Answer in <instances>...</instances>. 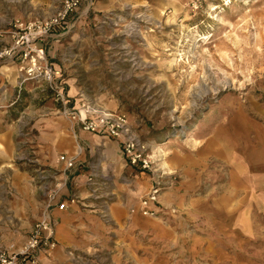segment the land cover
Masks as SVG:
<instances>
[{"label":"rangeland","instance_id":"1","mask_svg":"<svg viewBox=\"0 0 264 264\" xmlns=\"http://www.w3.org/2000/svg\"><path fill=\"white\" fill-rule=\"evenodd\" d=\"M62 1L0 0V18H45ZM263 24L264 0H83L62 34L47 38L70 105L125 112L157 171L127 164L116 139L68 118L42 82L19 81L10 110L17 160L32 166L41 214L59 183V198L68 191L66 200H76L45 264H264ZM234 33L254 52L233 76L216 59L240 56L222 45ZM52 144L75 146V168L39 161L48 153L39 148ZM27 237L0 247L18 248Z\"/></svg>","mask_w":264,"mask_h":264},{"label":"built area","instance_id":"2","mask_svg":"<svg viewBox=\"0 0 264 264\" xmlns=\"http://www.w3.org/2000/svg\"><path fill=\"white\" fill-rule=\"evenodd\" d=\"M83 0H63L60 8L45 18L16 20L9 34L12 40L0 48V60L18 65L21 83L39 81L49 88L61 104L63 113L89 132L116 139L122 149L127 164L156 173L153 156L148 144L134 131L129 116L125 112H115L97 105L83 103L81 107L71 106L69 94L60 67L50 61L44 41L56 31L65 29L70 17L81 6ZM2 32H0V41ZM58 162L65 170L76 166L74 157L61 154ZM49 190L48 200L39 219L34 223L26 241L20 247H0V264H45V257L58 247L57 220L54 209L66 210L75 198L59 201L61 189ZM156 190L150 200H156ZM148 204V201H144ZM149 211H147L148 213Z\"/></svg>","mask_w":264,"mask_h":264},{"label":"crops","instance_id":"3","mask_svg":"<svg viewBox=\"0 0 264 264\" xmlns=\"http://www.w3.org/2000/svg\"><path fill=\"white\" fill-rule=\"evenodd\" d=\"M7 2H10V0H7ZM8 9H10L11 14L14 15L12 11L13 7L8 6ZM2 13L5 15L8 14V12ZM6 21L8 22L6 23ZM11 21L12 20L0 18V28L6 29L0 30V32L3 31L4 33H2L0 48L12 40L9 34L10 30L13 28ZM63 30L64 29L58 30L51 36H59L62 34ZM2 61L3 60L0 61V246L9 245L27 237L34 223L40 217L43 206V198L35 184L34 172L31 164L27 163L25 158L22 161L17 160L19 144L16 141V130L13 124L15 117L14 114L10 113V110L13 113L14 110L12 107L15 102V89L20 83L19 81H21L19 79L20 73L18 65L14 62L7 61L17 72V75L14 77L13 72L11 73L5 68L7 66L5 63L7 62ZM56 65L58 66V64ZM96 135L102 136L99 134ZM85 137L93 140L92 144H94L92 146L102 147L101 149L107 151V149L104 148L106 143L100 144L98 137L90 135H86ZM117 143L119 144L118 141ZM28 150L29 146H22V153L24 156L27 155ZM40 151H47L48 153H43L41 156L42 159L38 158L39 161L50 166L56 163L57 167H64L58 160L56 162L57 156L61 154H68L77 161L74 145L62 148L61 146L52 144L50 146H42V148H39L38 152ZM65 194L68 195V191L62 192L61 195L64 196H62L61 199L59 198V201L62 202L67 199L68 196H65ZM75 206L76 204H70L66 210L54 209V216L57 220V237L59 230L58 226L61 225L60 220L64 219L70 209ZM49 256L45 257V262Z\"/></svg>","mask_w":264,"mask_h":264},{"label":"bare ground","instance_id":"4","mask_svg":"<svg viewBox=\"0 0 264 264\" xmlns=\"http://www.w3.org/2000/svg\"><path fill=\"white\" fill-rule=\"evenodd\" d=\"M226 4H229V2H227ZM218 7H219L218 5H213L211 10L215 11V10H217ZM174 16H175V13H174ZM173 21H176V19H173ZM244 28L245 27H243L242 31H240V32L242 34H245V36H249L251 29H248V30L245 29V31H244ZM259 29H261L260 34H262V35H260V34H256V35L259 36L258 40L264 43V24ZM225 37L226 38L222 39V43H223L222 45L227 47L228 50L234 51V49H235V51H238L240 53V56L235 58L233 53L231 52V53L221 54L222 61H220L218 59H216V60L218 62V65H223V66H226L228 69H232L233 70L232 75L234 76V75H236L235 70L237 69V67L240 64H242L244 67L250 66L251 57L249 55L251 52H254V47L252 45L248 46V45H250V43H248L247 37L246 38L243 37V39H241L237 33L230 34V35L225 34ZM256 54H257V58L259 60V64L263 63L264 62V50L260 49L259 51H256ZM227 65H229L231 68ZM243 73L245 74V76L248 74L246 71H243ZM219 78H220V76L217 77V79H219ZM203 79H204V81H207L205 76H203ZM227 82H228V79L225 78V80L222 83H220L219 85H225ZM209 91L210 90L206 85L203 92L196 93V97L202 98Z\"/></svg>","mask_w":264,"mask_h":264}]
</instances>
